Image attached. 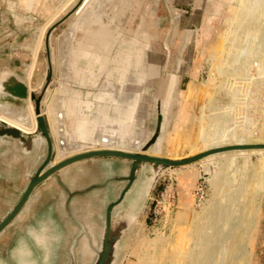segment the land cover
<instances>
[{
    "label": "rangeland",
    "instance_id": "1",
    "mask_svg": "<svg viewBox=\"0 0 264 264\" xmlns=\"http://www.w3.org/2000/svg\"><path fill=\"white\" fill-rule=\"evenodd\" d=\"M72 1L76 0H0V36L2 33L9 36V41L0 46V93L5 92L0 97V119L25 129H29L27 126L31 120L36 124L33 98L38 97L49 72L48 49L44 47L46 32L56 16ZM108 1L101 0L91 16H80L75 26H66L55 38V80L44 97L50 108V114L46 112L49 123L54 133L57 131L54 138L59 154L56 153V162L92 147H107L109 140L116 138L117 145H124L126 150L136 153L174 159L194 155L202 145L218 140H205L218 116L227 118L225 125L235 130L254 122V127L264 131V72L255 73L258 66L248 68L243 63V52L246 51L245 54L251 51V62H264V9H259L262 6L260 0H148L152 5L150 18L128 30L130 23L123 22L124 26L118 28L121 37L116 40L108 36L110 25L103 21L108 16ZM126 1L127 6L136 4L132 0ZM142 1L138 0L137 7ZM259 15L263 17L258 18ZM240 16L246 17L244 23L249 26L240 28L234 38ZM206 18L213 21L212 27ZM93 22L100 25L103 37H84L85 31H76L77 27ZM114 45L116 55L112 57L110 49ZM228 46H234L231 56ZM93 61L96 65L102 63L99 69L73 68ZM109 61L116 67L115 74L107 69ZM217 68L221 69L218 75L215 74ZM259 73L262 75H255ZM14 84L16 87L10 91ZM20 86L25 89L23 95L18 93ZM22 106L27 108V113ZM58 108H61L60 112ZM76 121L85 124L84 132L83 128L77 131ZM246 131L241 130L240 134L248 137ZM59 145H64L66 152ZM71 147L75 149L69 151ZM44 153L43 149L37 150L35 159L28 160L32 170L25 175L23 182L30 178ZM97 157L102 161L99 167L105 169L106 186L112 183L121 191L127 182L131 160ZM211 158L158 172L140 208L138 221L121 242L115 264H140L141 256V263L150 264L147 255L152 253L151 258L156 264L171 258L175 250H179L178 246L180 249L192 246L194 230L212 217L214 209L219 206L227 213L223 212L225 217L222 216L215 227L216 232L225 238L215 241L212 264H264V153ZM110 165L115 169L113 179L108 178ZM149 165L146 163L145 167ZM144 169L136 170L137 178L149 174ZM199 187L204 190L203 198L197 193ZM166 191L170 196L168 207H164L161 201ZM209 203L213 204L211 210L206 207ZM180 228L188 235H184L183 240L178 235ZM207 231L212 234L210 228ZM89 233L92 239L88 245L93 255L96 247L92 242L96 232L90 230ZM157 236L163 238L158 246L166 249L164 253L162 248L153 249L142 244ZM176 238L180 240L178 243ZM187 241L190 242L187 244ZM220 244H225L226 248ZM82 245L77 246L76 264H91L92 255L80 261ZM233 245L238 246L236 257L229 250Z\"/></svg>",
    "mask_w": 264,
    "mask_h": 264
},
{
    "label": "crops",
    "instance_id": "2",
    "mask_svg": "<svg viewBox=\"0 0 264 264\" xmlns=\"http://www.w3.org/2000/svg\"><path fill=\"white\" fill-rule=\"evenodd\" d=\"M90 1L85 3V10L82 6L75 13L67 26H75L82 11L92 15L98 5L88 3ZM126 2L108 1V16L103 21L109 23L111 31L108 36L114 40L121 37L118 28L123 22L130 23L126 29L128 30L132 25L136 27L139 22L147 21L151 16L149 11L152 5L148 0H143L138 7V0H132L136 4L131 6H127ZM122 17H125L123 21ZM79 30L86 32L84 37H103V30L97 22L77 27L76 31L80 32ZM8 39V33H2L0 46H3L4 41H9ZM110 55L115 57L116 46L110 49ZM108 64L107 69H114L115 65L111 61ZM101 65V62L98 65L94 61L83 62L81 66L73 68L99 69ZM30 158L35 159V151L26 154L17 141H6L0 145V219L17 202L29 180L25 179L23 182L25 175H29L32 170L28 164ZM42 160L43 158L33 171ZM100 164L102 161L97 156L83 158L55 171L39 183L15 218L0 231V264H68L72 255L75 263L77 246L80 243L86 245V241L92 239L90 230H94L95 237H98L103 225L105 206L120 191L112 183L106 186L105 169L99 167ZM108 170V178L113 179L115 169L110 165ZM21 173L23 176H20Z\"/></svg>",
    "mask_w": 264,
    "mask_h": 264
},
{
    "label": "bare ground",
    "instance_id": "3",
    "mask_svg": "<svg viewBox=\"0 0 264 264\" xmlns=\"http://www.w3.org/2000/svg\"><path fill=\"white\" fill-rule=\"evenodd\" d=\"M88 0H76V1H72V2H70L66 7H65V9L64 10H62L57 16H56V18H55V20L53 21V23H51L50 25H49V27H48V30H47V32H46V36H45V43H44V47L46 48V49H48V51L46 52V59H47V63H48V67H49V72H48V77H47V80H46V82H45V84H44V86L42 87V89H41V91H40V93H39V95H38V97H34L33 98V113H34V117H35V119H36V124L35 123H33V121L31 120L30 121V123H29V125L27 126L29 129H25V128H22V127H20V126H18V125H16V124H14L13 122H9V121H7V120H5L4 118H2V119H0V122L1 121H4L5 122V124H6V126H8V127H14V128H17V129H19L22 133H28V134H30V142H31V145H32V152L33 151H37V150H39L40 151V149H45L46 150V147H47V145H46V140H45V137L41 134V132H40V130H39V127H38V122H37V117L40 115V116H43L44 117V120H45V122H46V126H47V128H48V130H49V134H50V137H51V140H52V145H53V155H52V158H51V160H50V165H55V164H57V163H59L60 161H62V160H64V159H67V158H69V157H72V156H74V154L76 155V154H79V153H82V152H79V153H74V154H72L71 156L69 155L68 157H65L64 159H60L59 161L57 160V162H56V153L58 154V152H57V147H56V143H55V137H56V132L54 133V131H53V128H52V126H51V123H49V120H48V116H47V111H48V109H50L49 107H48V104L46 103V101H45V94H46V91H47V89H48V87H49V85L51 84V82L52 81H54L55 80V73H56V58H55V56H54V53H53V46H54V44H55V38H56V36H57V34H59L61 31H63L64 29H65V27L67 26V24L69 23V22H71V20H73V18H74V16H75V13L83 6V5H85V3L87 2ZM101 1V0H100ZM100 1L99 0H91L90 2H88V3H95V6H97V5H99L100 4ZM31 2V1H30ZM30 2L28 3L29 5H30ZM99 3V4H98ZM259 4H261L262 6L259 8L260 10H262V9H264V0H260V3ZM248 6V5H247ZM249 7V6H248ZM217 12V11H216ZM215 12V13H216ZM248 12V11H247ZM244 13V12H243ZM88 15V13L87 12H83L82 11V15L81 16H87ZM243 15V14H242ZM252 16H253V14H252ZM260 17H263L262 15H259L258 16V18H260ZM246 18V17H241L240 16V18H237L238 20H237V23H238V25L236 26L237 27V29H236V31H235V34H233V37L234 38H236L237 36H238V31H239V29L241 28H243L246 24L244 23V19ZM78 19V18H77ZM205 20H209V22L211 23L209 26H213V21H211L210 19H205ZM253 20V19H252ZM259 20V19H258ZM208 22V23H209ZM255 24H257V22H255ZM249 25L247 24L246 25V27H248ZM210 27V28H211ZM258 27L260 28V26L258 25ZM209 28V29H210ZM207 29H208V27H207ZM261 29V28H260ZM260 29H259V31H260ZM66 31V30H65ZM142 31H143V29H142ZM254 32V31H253ZM141 33H143V32H141ZM135 34V33H134ZM259 34V33H258ZM137 35V34H136ZM140 35V34H139ZM142 35V34H141ZM133 36V35H132ZM61 37H63V36H61ZM63 39H65L64 37H63ZM60 40V39H59ZM61 41V40H60ZM62 42V41H61ZM60 42V43H61ZM62 44V43H61ZM263 45H264V43H263ZM63 46V45H62ZM229 47V46H228ZM234 47V46H233ZM233 47L232 46H230L229 48H231V50H229V54H230V56H231V54H232V49H233ZM65 48V47H64ZM259 48V47H258ZM135 50V49H134ZM235 50V49H234ZM133 51V50H132ZM131 51V49H130V52H132ZM256 51V50H255ZM63 52H65L64 50H63ZM129 52V53H130ZM228 52V51H227ZM247 52V51H246ZM246 52H243L244 53V55H243V57H244V65H245V67L246 66H248V68H253L254 66H258L259 67V69L256 67H254L255 69H256V71H255V69H254V71H255V73L256 72H260L261 73V71H262V73L264 72V62L263 61H261L260 60V62H262V63H259V64H257V63H255V62H251V51L250 52H248L247 54H245ZM61 53H62V50H61ZM132 53H134V52H132ZM253 53V52H252ZM235 54V52L233 53V55ZM236 54H237V52H236ZM130 55H131V53H130ZM129 55V56H130ZM235 56V55H234ZM240 56V55H239ZM142 57V59L144 58V56H141ZM137 58V57H136ZM140 58V57H139ZM138 58V59H139ZM236 58H238V56L236 57ZM137 59V60H138ZM141 59V63H142V60ZM145 59V58H144ZM225 59V58H224ZM218 60V59H217ZM234 60V59H233ZM225 61V60H224ZM223 61V62H224ZM235 61V60H234ZM234 61H232V62H234ZM220 61H218V63H219ZM228 62V61H227ZM227 62H225V63H227ZM231 62V63H232ZM139 63H140V60H139V62H138V66L140 67V65H139ZM220 63H222V62H220ZM219 63V65H222V64H220ZM225 63H223V64H225ZM257 64V65H255V64ZM226 65V64H225ZM254 65V66H253ZM137 66V67H138ZM224 66V65H223ZM223 66H221V67H223ZM138 67V68H139ZM143 67V66H142ZM147 67V66H146ZM137 68V69H138ZM219 68V67H218ZM217 68V72L215 73L216 75H218L219 74V70H221V69H218ZM116 69V67H114V69H111V70H115ZM143 69H144V67H143ZM259 71H258V70ZM118 70V69H117ZM253 70V69H252ZM261 70V71H260ZM142 71H144V70H142ZM230 73V72H229ZM255 74V75H262V74ZM114 74H115V71H114ZM234 75V74H233ZM216 77V76H215ZM259 78H262V76L261 77H259ZM261 81H262V79H261ZM221 82V81H220ZM262 83H264V76H263V82ZM216 85H218V84H216ZM264 85V84H263ZM16 87V84H14V86H12V90H10V91H13L14 90V88ZM19 88V87H18ZM3 91V90H2ZM10 91H7L8 93H11ZM191 92V91H190ZM59 92H56L55 94H58ZM5 95V92H3V93H0V97H3ZM18 97V96H17ZM24 97V96H23ZM26 99V98H25ZM21 102L23 101V100H20ZM59 101V100H58ZM28 102V101H27ZM54 102V101H53ZM23 103V102H22ZM26 103V102H25ZM29 103V102H28ZM74 103V102H73ZM24 104V103H23ZM211 104V103H210ZM1 105V104H0ZM11 105V104H10ZM60 105V104H59ZM4 106V105H3ZM55 106V105H54ZM62 106V105H61ZM71 106V105H70ZM21 107V106H20ZM23 107V106H22ZM25 107H27V105L25 106ZM56 107V106H55ZM210 107V109H211V106H209ZM215 107V106H214ZM24 108V107H23ZM30 108V107H29ZM52 108V107H51ZM72 108H75L76 109V106L74 105H72ZM212 108H213V106H212ZM1 109V108H0ZM8 109V108H7ZM10 109V108H9ZM12 109V108H11ZM13 109H15V108H13ZM20 109V108H19ZM22 109V108H21ZM20 109V111H24V109H26V113L28 112V110H27V108H24V109H22L21 110ZM52 109H54V107L52 108ZM75 109H73L74 110V112H75ZM2 110V109H1ZM3 110H5V109H3ZM59 110H61V108H58V111ZM70 110H72V109H70ZM57 111V110H56ZM7 112V111H6ZM60 112V111H59ZM249 112V111H248ZM254 112V111H253ZM9 113V112H8ZM11 113V112H10ZM48 113H49V111H48ZM58 113V112H57ZM213 113V112H212ZM50 114V113H49ZM56 113H55V111H54V115H55ZM60 114H62V112L60 113ZM207 114H209V113H207ZM248 114V113H247ZM16 115V114H15ZM54 115H52V116H54ZM216 115V116H215ZM214 116L215 117H217L218 116V114H215ZM17 116V115H16ZM62 116V115H61ZM209 117H210V114L208 115ZM223 116V115H222ZM29 117V116H28ZM213 117V116H212ZM221 117V116H220ZM219 116L214 120V122H213V130L212 131H210V132H208L207 133V136L205 137V140H208V141H212L214 138H218V140H216L215 142H209V143H207V144H205V145H202L201 146V148H199V151L197 152V153H199V152H201V151H205V150H208V149H211V148H215V147H226V146H232L230 149H226V150H221V151H217V152H214V153H210V154H208V155H206V156H204V157H202L200 160H208V159H210L211 157H213L214 158V156L216 157H224V156H226V155H233L234 156V154H242V155H244V156H249V155H251V154H254V153H264V131H263V129H261V128H259V127H254V122H249L248 124L246 123V124H244L241 128L242 129H240L239 128V130H238V128H237V126H235L236 128H237V130H235L234 128H230L229 126H226L225 125V123H226V121H227V118L225 119V117L224 118H220ZM53 118V117H52ZM247 118V117H246ZM246 118H244V119H246ZM257 118V117H256ZM74 119V118H73ZM252 119H254V118H252ZM53 120H54V118H53ZM82 120V119H81ZM24 121V120H23ZM26 121V120H25ZM24 121V122H25ZM253 121V120H252ZM257 121H258V119H257ZM27 122V121H26ZM68 123V122H67ZM73 123H74V121H73ZM53 124H55L54 123V121H53ZM70 124H72V123H70ZM75 124L76 125H74L76 128H77V131L79 132L82 128V131L84 130V125H83V122H80V121H76L75 122ZM211 124V123H210ZM229 124H231V123H229ZM252 124V125H251ZM65 125V124H64ZM233 125V124H232ZM257 125V124H256ZM208 126H209V124H208ZM56 127V126H55ZM234 127V126H233ZM61 128V127H60ZM66 128V127H65ZM64 128V129H65ZM76 128H75V130H76ZM86 128V127H85ZM57 129H58V127H57ZM67 129V128H66ZM244 129H247V131L249 132V136L248 137H245V136H243V135H241L240 134V132H241V130H244ZM60 130H62V128L60 129ZM72 130V129H71ZM86 130V129H85ZM63 131V130H62ZM66 131V130H65ZM67 131H69V129H67ZM81 131V132H82ZM246 131V132H247ZM64 132V131H63ZM62 132V133H63ZM84 132V131H83ZM83 132H82V134H83ZM61 133V132H60ZM70 133V132H69ZM87 133V132H86ZM85 133V134H86ZM55 135V136H54ZM59 134H57V136H58ZM61 136H63L64 137V134L62 135V134H60ZM66 136V135H65ZM79 136V135H78ZM82 136V135H81ZM62 137V138H63ZM71 137H72V135H71ZM74 137V138H73ZM72 138L73 139H75L76 137L75 136H73ZM61 138V139H62ZM69 138V137H68ZM110 138V137H109ZM57 139H58V137H57ZM59 139H60V136H59ZM86 139V138H85ZM65 140V139H64ZM63 140V141H64ZM68 140V139H67ZM108 140V139H107ZM106 140V141H107ZM133 140V139H132ZM131 140V141H132ZM6 141H17L22 147H23V150L25 151V149H24V146L22 145V143H20V140L18 139V138H14V137H12V136H7V135H3V136H0V145L1 144H3L4 142H6ZM109 141H111V142H109ZM108 142H109V144H108V146L107 147H103V148H97L96 149V147H92V148H90V150H85V151H83V152H86V151H91V150H98V149H120V150H123V151H128V152H134V151H130V150H126L125 149V147H124V145H117L116 144V142L118 141L117 140V138L116 139H111V140H109ZM131 141H130V143L129 144H131ZM135 141V140H134ZM64 142H66V141H64ZM63 142V143H64ZM107 142V143H108ZM59 144H61V142H60V140H59V142H58ZM62 143V144H63ZM77 143V142H76ZM118 143V142H117ZM123 143H125V142H123ZM135 143H136V141H135ZM65 144V143H64ZM70 143H68V145H69ZM72 144V143H71ZM106 144V143H105ZM121 144V143H120ZM133 144V143H132ZM73 145V144H72ZM111 145V146H110ZM59 146H61V145H59ZM64 146V145H63ZM63 146H61V147H63ZM73 146H75V145H73ZM133 146V145H132ZM65 147H66V144H65ZM65 147H63L64 148V150H65V152H66V149H65ZM68 148V147H67ZM79 148V147H78ZM87 148V147H86ZM75 148H73L72 149V147H71V149H69V151H72V150H74ZM61 150V149H60ZM63 150V151H64ZM77 151H78V149H76ZM80 150V149H79ZM76 151V152H77ZM81 151V150H80ZM31 152V153H32ZM64 152V153H65ZM67 152H68V149H67ZM74 152V151H73ZM72 152V153H73ZM26 153V152H25ZM31 153H26V154H31ZM71 153V152H70ZM69 153V154H70ZM134 153H136V152H134ZM144 154H147V153H144ZM196 154V153H195ZM45 155H46V153H44V156H43V159H44V157H45ZM59 155V154H58ZM57 155V156H58ZM148 155H151V154H148ZM63 156V155H62ZM62 156H60V157H62ZM152 156H155V155H152ZM64 157V156H63ZM156 157H161V156H156ZM166 158H170V157H166ZM59 159V158H58ZM170 159H174V158H170ZM180 159V158H179ZM211 160H212V158H211ZM210 161V160H209ZM42 162V161H41ZM40 162V163H41ZM75 162V161H74ZM70 163H72V162H70ZM70 163H68V164H70ZM246 163H248L247 161H246ZM68 164H66V165H63L62 167H60L59 169H57V170H60L61 168H64L65 166H67ZM183 165H185V166H189V165H192V163H187V164H183ZM184 166V167H185ZM222 165L220 164V167H221ZM172 167H174V166H168V167H163L161 164H158V165H154V164H150L149 165V167H145V171H149V174H144L141 178H137L136 177V179L134 180V182H133V184H132V186H131V188H130V190L126 193V196H125V199L120 203V204H118L117 206H115L114 207V209H113V211H112V214H113V218H112V221H113V223L115 222V223H120V225H121V227H120V230L118 231V235H117V242H116V249H115V253L114 254H112V258H111V260H110V264H115V262H116V259H117V254H118V249L120 248V246H121V242H122V240L124 239V237H125V235L127 234V232L130 230V227H132L137 221H138V214H139V212H140V208L142 207V204H143V201H144V199L146 198V196H147V194H148V192H149V189L151 188V186H152V183H153V181L155 180V177L157 176V174H158V172H161V171H164L165 169H171ZM180 167H181V165H180ZM219 167V168H220ZM56 170V171H57ZM221 170V168L219 169V171ZM216 173V172H215ZM53 174V173H52ZM52 174H50V175H52ZM219 174V173H218ZM49 175V176H50ZM215 175V174H214ZM216 175H217V173H216ZM48 176V177H49ZM246 177V176H245ZM244 177V178H245ZM219 178V177H218ZM242 179V186H243V183H244V180L245 179ZM45 180V179H44ZM25 205V204H24ZM23 205V206H24ZM216 205V204H215ZM212 206H213V204H208L206 207H208V209L209 210H211L212 209ZM120 210H122L124 213L122 214H120ZM223 212H226V211H223V209L222 208H220V206L219 207H216L215 209H214V215L211 217L210 216V218H207V220H206V222L205 223H203V224H200L195 230H194V237L192 238V246H190V247H187V248H185V247H182L181 249H180V246H178L179 247V250L178 251H176L175 250V254L171 257V258H169V259H167V260H165V261H162V262H159V264H212V262H211V256H212V253H213V248H214V243H215V241L218 239L219 241L220 240H223L224 238H225V235H222V234H218L217 232H216V227H215V225H216V223L218 222V220L223 216V217H225L223 214H225L226 215V213H223ZM19 213V212H18ZM181 215V214H180ZM15 218V217H14ZM185 217H181L180 219H184ZM179 219V220H180ZM192 220V219H191ZM190 222V221H189ZM192 222V221H191ZM191 224V223H190ZM181 226V225H180ZM182 226H184V225H182ZM186 227V226H185ZM112 228H114V226L112 227ZM211 229V231H212V234L210 233V232H208L207 230L208 229ZM181 229V228H180ZM191 229V228H190ZM190 229H188L189 230V233H190ZM172 230V229H171ZM170 230V231H171ZM179 230V229H178ZM177 230V231H178ZM184 230H186L187 231V228L186 229H184ZM103 231H104V218H103V225H102V228H101V230L99 231V235H98V237H94L93 238V241L94 242H92L94 245H95V247L96 248H99V243H100V239H101V237H102V233H103ZM187 233V232H186ZM161 234V233H160ZM176 234V233H175ZM229 234V233H228ZM170 235V234H169ZM178 235L181 237V240H183L184 239V237L185 236H188V235H186L185 234V231H182V229L181 230H179L178 231ZM185 235V236H184ZM182 236H183V238H182ZM172 237V236H171ZM191 237V236H190ZM229 237H231V236H229ZM232 238V237H231ZM172 239V238H171ZM162 240H163V238L162 237H159V236H157L155 239H153V240H149V241H145V242H143L142 244H145V246L147 247V246H149V247H153V249H156V248H162V253H164V250H166L165 248H163L161 245L160 246H158V244H162ZM179 240V239H178ZM178 240H177V238H176V240L175 241H177V243H178ZM187 240V239H186ZM169 241V240H168ZM180 241V240H179ZM87 242V244L86 245H82L81 246V248H80V250H79V254H80V261H82L83 259L85 260L86 259V256L88 255V256H91L92 254V252H91V249H90V246L88 245L89 244V241H86ZM166 242V241H165ZM185 243L184 241H181V243ZM190 241H187V244L189 243ZM179 245H181V244H179ZM168 246V245H167ZM175 246H176V244H175ZM217 246V245H216ZM145 247V248H146ZM172 247V246H171ZM220 247H222L223 249H225L226 247H225V244H220ZM177 248V247H176ZM172 250V249H171ZM219 250H220V248H219ZM230 251H231V253H232V256L233 257H236V253H237V250H238V246L237 245H233L232 247H230V249H229ZM170 251V250H169ZM173 252V251H172ZM147 253V252H146ZM166 253H167V251H166ZM157 254V253H156ZM159 254V253H158ZM160 255V254H159ZM93 258H92V261L95 259V256H96V249H93ZM140 256V255H139ZM151 256H153V253L152 254H149V255H147V257H149L150 258V264H156L155 262L156 261H154V258H151ZM161 256V255H160ZM159 256V257H160ZM215 256V255H214ZM146 257V258H147ZM162 257H163V255H162ZM148 258V259H149ZM180 259H181V262H178V261H180ZM83 260V261H84ZM143 260V257L141 256L140 257V264H143V263H141V261ZM161 260V259H160ZM82 261V262H83ZM147 262H148V260H146ZM149 263V262H148ZM238 263H240V262H238ZM238 263H236V264H238ZM74 264H76V261H75V263Z\"/></svg>",
    "mask_w": 264,
    "mask_h": 264
},
{
    "label": "water",
    "instance_id": "4",
    "mask_svg": "<svg viewBox=\"0 0 264 264\" xmlns=\"http://www.w3.org/2000/svg\"><path fill=\"white\" fill-rule=\"evenodd\" d=\"M19 94H25V89L23 86H20L18 89ZM38 127L41 134L45 137L46 140V155L42 162L36 167V169L30 174V178L25 185L22 194L20 195L17 202L10 209V211L0 219V231L5 228L18 214L23 205L28 200L32 190L41 183L44 179H46L50 174L54 173L57 169L66 165L70 162H74L87 157H95V156H114V157H122L131 160L129 167V174L127 176V182L124 187L119 192L118 196L114 199H111L107 202L104 211V231L102 233V237L100 239L99 248L96 249L95 259L91 264H110V260L112 258V254L115 253L116 242L118 231L120 230V223H113L112 211L115 206L120 204L126 196V193L130 190L134 180L136 179V170L144 169L146 163L158 165L161 164L163 167L168 166H180L187 163H192L201 159L202 157L214 153L221 150L230 149L232 146L226 147H215L205 151H201L194 155L182 157L180 159H170L166 157H156L148 154H144L141 152H128L120 149H98L91 150L76 154L72 157L64 159L55 165H50V160L53 155V145L52 140L49 134V130L46 126V122L43 116L37 117ZM7 135L12 136L14 138H18L20 143L24 146L26 153L32 152V145L30 142V134L22 133L19 129L14 127L6 126L4 121L0 122V136ZM120 214L124 213L122 210L119 211ZM114 226V228H112ZM68 264H74V256L72 255L70 262Z\"/></svg>",
    "mask_w": 264,
    "mask_h": 264
},
{
    "label": "built area",
    "instance_id": "5",
    "mask_svg": "<svg viewBox=\"0 0 264 264\" xmlns=\"http://www.w3.org/2000/svg\"><path fill=\"white\" fill-rule=\"evenodd\" d=\"M197 193L199 194V197L200 198H203L204 197V190H203V188L201 187H199L198 188V190H197ZM170 196H169V192L168 191H166L165 192V194H163V196H162V199H161V201L163 202V206L165 207V205L168 207L169 206V204H170ZM160 201V202H161ZM160 204V203H159Z\"/></svg>",
    "mask_w": 264,
    "mask_h": 264
}]
</instances>
